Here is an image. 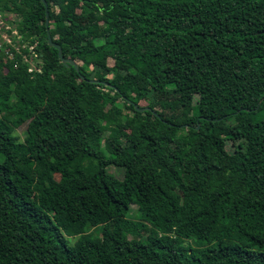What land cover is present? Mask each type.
I'll return each mask as SVG.
<instances>
[{"label": "trees", "instance_id": "16d2710c", "mask_svg": "<svg viewBox=\"0 0 264 264\" xmlns=\"http://www.w3.org/2000/svg\"><path fill=\"white\" fill-rule=\"evenodd\" d=\"M47 2L79 70L0 0L42 67L0 71V264H264V0Z\"/></svg>", "mask_w": 264, "mask_h": 264}, {"label": "built area", "instance_id": "2783aa9c", "mask_svg": "<svg viewBox=\"0 0 264 264\" xmlns=\"http://www.w3.org/2000/svg\"><path fill=\"white\" fill-rule=\"evenodd\" d=\"M20 20L13 12L0 13V42H3L0 43V48L3 46L8 59H13L16 53L21 55L22 61L28 63V72H41V57L37 50L40 40L36 35L21 34L17 27ZM6 29H11V32L8 33Z\"/></svg>", "mask_w": 264, "mask_h": 264}, {"label": "rangeland", "instance_id": "374dc122", "mask_svg": "<svg viewBox=\"0 0 264 264\" xmlns=\"http://www.w3.org/2000/svg\"><path fill=\"white\" fill-rule=\"evenodd\" d=\"M13 17H16L15 15ZM92 19V16H87L84 19H82L83 22H89ZM6 31L8 33L11 32V29H6ZM3 33H5L3 31ZM0 41H1V36H0ZM3 44V42H0ZM8 59V56L6 55V53L3 51V46L0 48V71H5L3 65L6 62V60ZM26 130V127H21L20 129L17 130L18 134L21 136V138H24V134L23 132ZM245 146V142L244 140H236L234 142H230L229 143V147H235V148H243ZM2 156L0 155V160H1ZM109 171L114 174L115 176H117L120 179H123L126 176V172L123 168H117V167H110ZM138 209V207L136 205H131V208L128 212L127 217L130 219H138L139 218V214L136 212ZM93 236L95 237H100L101 236V227H98L97 229H94L93 231Z\"/></svg>", "mask_w": 264, "mask_h": 264}, {"label": "water", "instance_id": "95a60500", "mask_svg": "<svg viewBox=\"0 0 264 264\" xmlns=\"http://www.w3.org/2000/svg\"><path fill=\"white\" fill-rule=\"evenodd\" d=\"M43 3L45 4V8H46V28H47V38H48V43L51 47H55L56 49H58V55L59 58L63 61L64 64H66L67 66L73 65L75 66V68L77 70H79V66L77 64L76 61H74L73 59L70 58H66L63 54V48L62 46L54 41L53 36L51 34L50 31V10H49V4L47 2V0H42ZM138 107V106H137ZM139 110H145V109H151L150 107H138Z\"/></svg>", "mask_w": 264, "mask_h": 264}]
</instances>
